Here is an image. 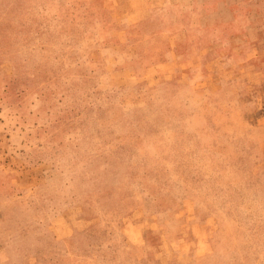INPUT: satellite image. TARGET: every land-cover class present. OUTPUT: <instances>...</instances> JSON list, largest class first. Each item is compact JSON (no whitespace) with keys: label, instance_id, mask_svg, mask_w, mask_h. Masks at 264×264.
Segmentation results:
<instances>
[{"label":"rangeland","instance_id":"obj_1","mask_svg":"<svg viewBox=\"0 0 264 264\" xmlns=\"http://www.w3.org/2000/svg\"><path fill=\"white\" fill-rule=\"evenodd\" d=\"M0 264H264V0H0Z\"/></svg>","mask_w":264,"mask_h":264}]
</instances>
